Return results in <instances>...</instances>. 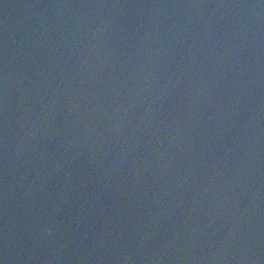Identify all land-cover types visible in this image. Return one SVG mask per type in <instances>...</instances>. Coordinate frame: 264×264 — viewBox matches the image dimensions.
<instances>
[{
  "label": "water",
  "instance_id": "obj_1",
  "mask_svg": "<svg viewBox=\"0 0 264 264\" xmlns=\"http://www.w3.org/2000/svg\"><path fill=\"white\" fill-rule=\"evenodd\" d=\"M0 264H264V0H0Z\"/></svg>",
  "mask_w": 264,
  "mask_h": 264
}]
</instances>
